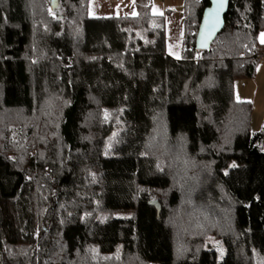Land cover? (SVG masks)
<instances>
[{
    "label": "trees",
    "instance_id": "1",
    "mask_svg": "<svg viewBox=\"0 0 264 264\" xmlns=\"http://www.w3.org/2000/svg\"><path fill=\"white\" fill-rule=\"evenodd\" d=\"M88 2L60 17L50 0H0V264H264V129L234 98L264 56V0H230L201 52L209 3L185 0L179 59L152 0L106 17ZM164 192L185 254L150 205ZM217 210L230 225L191 238Z\"/></svg>",
    "mask_w": 264,
    "mask_h": 264
},
{
    "label": "rangeland",
    "instance_id": "2",
    "mask_svg": "<svg viewBox=\"0 0 264 264\" xmlns=\"http://www.w3.org/2000/svg\"><path fill=\"white\" fill-rule=\"evenodd\" d=\"M64 0H58V11L62 9L61 4ZM86 2L83 0L81 6ZM88 2V0H87ZM153 2V14L161 15L164 17L165 21V30H166V50L168 55L173 57L174 59H179L182 55L183 49V39H184V6L185 0H152ZM74 7V6H73ZM72 7V9H74ZM89 8L91 17H106V16H121V15H136L137 9L134 4V0H89L88 4H86V9ZM60 17H63L61 11H59ZM264 29L261 30L258 34V42L264 46ZM234 98L238 102H247L252 106V115H251V132L257 133L264 129V56L258 62L256 73L253 78L243 79L237 78L234 81ZM19 120H23L20 118ZM90 119L96 120L97 115L95 113H91L89 116ZM18 119V118H17ZM34 123H37V119H34ZM40 122V121H38ZM52 123H48L47 126L49 128H53ZM43 128V127H42ZM54 135L50 136L53 137ZM192 185V184H191ZM191 187V186H190ZM193 187V186H192ZM185 188V187H183ZM174 189V188H173ZM172 189V190H173ZM180 194L182 193V189L179 188ZM158 194L154 201H158L159 203L162 200L161 212L163 210V206L166 209L167 213H169L170 219L174 224L175 230H178V220L180 218L179 215L182 214L184 209L180 207V205H176L175 207L170 206L168 203L169 197L168 193ZM184 194V193H182ZM182 197V195H181ZM184 197V196H183ZM182 197V199H183ZM187 201V202H186ZM181 201V205L185 206L184 208L189 207L190 201L188 200ZM164 203V204H163ZM208 206V205H206ZM54 208V206L52 207ZM218 211V210H217ZM214 212L213 215H210L209 218L205 219H195L198 225H192V229L189 232V236L191 238L200 237L202 231L209 232L215 229V217L225 221L226 224L230 223V216L227 211H218ZM202 220V221H201ZM41 227L44 231H49V222L44 221L41 223ZM230 225V224H229ZM214 227V228H213ZM174 230V231H175ZM182 230V229H181ZM177 234H179L177 236ZM175 236V243L179 245L178 252L181 254H185L187 252L186 245H184L185 240L189 241L186 238H182V232L177 231ZM210 237H206L205 239H209ZM214 240V239H212ZM216 242L214 241V244Z\"/></svg>",
    "mask_w": 264,
    "mask_h": 264
},
{
    "label": "water",
    "instance_id": "3",
    "mask_svg": "<svg viewBox=\"0 0 264 264\" xmlns=\"http://www.w3.org/2000/svg\"><path fill=\"white\" fill-rule=\"evenodd\" d=\"M209 6L203 11L198 27L195 46L198 51H207L211 48L217 37L225 28V16L229 10L230 0H206ZM52 11L58 9V0H50ZM150 205L157 211V217L161 216V205L158 201H151Z\"/></svg>",
    "mask_w": 264,
    "mask_h": 264
},
{
    "label": "snow or ice",
    "instance_id": "4",
    "mask_svg": "<svg viewBox=\"0 0 264 264\" xmlns=\"http://www.w3.org/2000/svg\"><path fill=\"white\" fill-rule=\"evenodd\" d=\"M262 35H264V34H262Z\"/></svg>",
    "mask_w": 264,
    "mask_h": 264
}]
</instances>
